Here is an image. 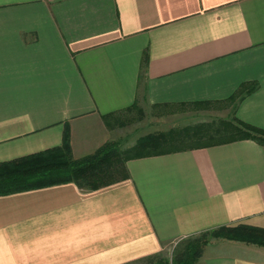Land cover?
I'll list each match as a JSON object with an SVG mask.
<instances>
[{
  "label": "crops",
  "instance_id": "1",
  "mask_svg": "<svg viewBox=\"0 0 264 264\" xmlns=\"http://www.w3.org/2000/svg\"><path fill=\"white\" fill-rule=\"evenodd\" d=\"M251 82L236 116L264 129V0H0V162L61 145L66 124L81 158L114 139L107 113L222 101ZM126 165L91 192L0 196V264H132L219 226L264 228L253 140ZM195 264H264V246L213 238Z\"/></svg>",
  "mask_w": 264,
  "mask_h": 264
},
{
  "label": "trees",
  "instance_id": "2",
  "mask_svg": "<svg viewBox=\"0 0 264 264\" xmlns=\"http://www.w3.org/2000/svg\"><path fill=\"white\" fill-rule=\"evenodd\" d=\"M146 50L141 62V76L148 64ZM257 82L243 83L231 96L222 101H196L193 103H161L152 107L188 106L192 109L212 107L230 108L226 117L198 122L181 128L153 131L139 136L135 143L124 148L119 140L102 144L92 154L74 158L71 152L68 125H65L61 145L0 162V196L16 192L74 183L79 189L91 192L129 178L127 161L134 158L160 155L250 139L264 148V129L244 122L236 116L237 102L251 93ZM144 91L146 87L144 86ZM138 111V103L103 115L107 127L124 126L129 119L125 112ZM186 237L178 242L182 246L166 257L164 251L145 256L132 264H195L210 238H225L264 246V228L237 225L219 226Z\"/></svg>",
  "mask_w": 264,
  "mask_h": 264
},
{
  "label": "rangeland",
  "instance_id": "3",
  "mask_svg": "<svg viewBox=\"0 0 264 264\" xmlns=\"http://www.w3.org/2000/svg\"><path fill=\"white\" fill-rule=\"evenodd\" d=\"M137 103L138 107L142 109L144 114L141 115L138 111L125 112L122 117L129 119L127 124L122 127L114 126L110 128L113 131V140H119L124 148L132 146L139 136L146 133L165 131L169 128H181L198 122L211 121L217 117H226L225 114L230 110L228 107L221 109L216 106L205 110L192 109L188 106L163 108L152 107L147 103ZM212 239L213 238H210V240ZM182 243L183 242L181 241L168 244L163 250L165 256L169 258L172 257V255L182 246Z\"/></svg>",
  "mask_w": 264,
  "mask_h": 264
}]
</instances>
